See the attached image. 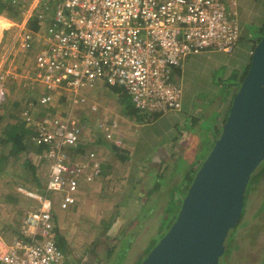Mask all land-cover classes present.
<instances>
[{"label": "built area", "instance_id": "1", "mask_svg": "<svg viewBox=\"0 0 264 264\" xmlns=\"http://www.w3.org/2000/svg\"><path fill=\"white\" fill-rule=\"evenodd\" d=\"M4 1L20 14L11 21L18 50L35 49L34 76L41 89L37 98L23 101L20 116L31 142L43 146L38 156L47 175L42 192H26L39 206L24 217L20 235L8 244L0 233V264H59L63 255L53 232L51 193L67 208L80 182H93L101 174V163L91 151L76 153L83 142L74 111L98 110L87 95L98 85L121 87L140 113L181 110L182 91L170 79L172 69L188 55L234 49L241 30L237 1ZM34 19L37 31L29 27ZM5 93L0 84V104ZM63 101L67 111L38 114L37 105ZM99 130L113 140L106 121L99 122Z\"/></svg>", "mask_w": 264, "mask_h": 264}, {"label": "rangeland", "instance_id": "2", "mask_svg": "<svg viewBox=\"0 0 264 264\" xmlns=\"http://www.w3.org/2000/svg\"><path fill=\"white\" fill-rule=\"evenodd\" d=\"M236 1L238 22L241 27V40L237 49L230 52L204 50L197 54L188 55L187 62L182 65L181 77L175 78L171 73L170 79L180 84L185 98L188 100L193 99L191 106H184L182 108L183 114L175 121L168 117L169 113L167 115L162 113L155 121L145 125L142 124L133 130L135 133L128 143L132 144L137 153L134 160L144 167L143 174L151 169L154 164L153 158L157 159L156 156L160 155L165 158L166 155H171L172 159L168 160L171 163L168 166L167 177L165 176V170V172H160L162 177H157L152 171L148 178L144 179L145 176L140 177L139 181L141 183L139 188L137 187L138 190H136L135 184L133 185L134 188L130 186L128 187L129 190H126V193L129 191L130 194L137 195L149 190L142 199L144 204L146 202V206L138 213L132 211V213H135L133 214L132 225H135L136 221L138 225L131 228L130 224H126L128 230H131L128 232L124 229L122 232L125 233L118 235V247L109 264H140L143 261L150 250L167 232L166 230L170 228L178 214L182 199L186 194L185 185L183 184L186 181L183 180L185 173L190 172L193 179L202 161L210 151L211 140L213 141L217 134L213 131L212 120L206 117V111L209 106L225 99L227 96L232 102L231 100L241 84L239 78L247 68V64H250L247 52L253 50L257 43L259 29L264 26V0ZM0 15L5 17L4 13ZM6 20L9 24L6 23L3 17H0V38L3 29L0 40V84L6 92L5 99L0 104V139L4 136V130L8 125L14 124L17 120L13 118V115L14 117L17 116V111L22 108L23 101L28 98H37L41 89L40 83L34 76L33 54L35 49L18 50L14 37L16 26L11 24L12 20L7 16ZM6 72H9L10 75H5ZM11 74H13V77H11ZM87 95H90V93ZM95 102L98 106L96 112L89 111L87 107H80L77 111H74L81 126V137L84 138V141L90 143L91 138L96 136L94 133L99 131V122L103 120L104 116L111 114L112 117L114 115L118 117L122 115L118 106L120 103L118 95L109 90L103 91L100 96L98 95ZM36 108L38 114L42 112L53 114L63 113L69 107L67 102L63 101L53 102L46 107L37 105ZM229 108L225 117L228 115ZM216 115L211 114L213 120L216 119ZM191 118L195 121L194 127ZM196 125L201 128L196 129ZM211 132H213L212 137L209 136ZM180 133H191L186 139V142L189 143L187 148L178 145V140L181 138ZM206 134L207 137H205ZM176 137L177 140H175ZM158 140L159 144L156 142ZM91 149L98 160H100V155L106 157L107 160L108 158L113 157V160L115 158L114 155L108 152L109 147L102 150L98 148ZM8 151L9 146H3L0 143V154L2 152L8 153ZM180 155L183 158H179ZM26 160L34 162L37 169L32 171L29 167H26ZM116 161L118 160H115L113 164ZM118 163L119 167L116 172H122L118 182L122 183L123 181L124 183V173L126 174L130 170L126 162L119 161ZM178 163L179 165L176 166ZM263 167L264 160L252 172V178ZM46 175V165L35 153L11 155L4 162H0V229H4V232L0 233L3 237L9 236L11 232L8 230L17 228L20 220L28 212L35 211L38 207L36 201L26 199L28 196L24 193L23 189L25 188L23 186L27 188L38 186V191H41V185L45 181ZM250 185L251 182L246 187V199L242 214L239 220L228 229L229 232L224 242L225 245H228L227 251L230 253V264H264V175L260 176L251 185V188ZM51 195L56 197L57 193L52 192ZM106 195L108 196L109 192ZM147 198H149V201ZM8 224L15 226H10V228ZM104 225L105 229L103 226L95 228L92 232L99 234L109 231L107 221L104 222ZM131 234H135L136 237L130 243ZM230 235H232L231 238ZM109 242L111 243V240ZM79 246V253H83L90 248L88 241L85 239ZM64 260L63 264H72L73 262L70 257Z\"/></svg>", "mask_w": 264, "mask_h": 264}, {"label": "water", "instance_id": "3", "mask_svg": "<svg viewBox=\"0 0 264 264\" xmlns=\"http://www.w3.org/2000/svg\"><path fill=\"white\" fill-rule=\"evenodd\" d=\"M263 160L264 33L174 222L140 264H218L228 229L242 214L250 176Z\"/></svg>", "mask_w": 264, "mask_h": 264}, {"label": "crops", "instance_id": "4", "mask_svg": "<svg viewBox=\"0 0 264 264\" xmlns=\"http://www.w3.org/2000/svg\"><path fill=\"white\" fill-rule=\"evenodd\" d=\"M0 17H3L6 23L9 24L8 20H6V16L4 17L0 15ZM2 35H3V29L1 30V38ZM240 40H241V34L239 41L237 45L234 47V49H237ZM251 51L252 49L247 52L249 62L251 60ZM186 62H187V57L182 61L180 68L178 66V68L172 69V74L174 75L175 78H177L178 76L181 77L183 71L182 65H184ZM106 90H109L112 93H114L111 90V88L106 85H98L94 90H91L87 93H90L89 97H91V101L95 102L97 101V96L98 95L100 96L101 93ZM181 99H182L181 110L169 111L163 113V115H167L169 113L168 117H170V119H172L173 121L177 120L179 116L183 114L182 108L186 105L191 106V101L193 100L191 98L190 100H188L187 98L184 97L183 94L181 96ZM230 103H231L230 98L227 96L225 99L217 101L212 106H209V108L207 109L206 117L212 120V127L215 133L217 129H219L222 126L223 120L226 116V112L229 108ZM118 106L121 109L122 115H119L118 117L114 115L112 117L110 114L108 116H104L103 120H101V121H106L107 128L109 127V130H112L114 132L113 140L106 139L104 135L105 134L104 131L99 130L96 133H94V135L96 136L94 138H91L90 140L91 143L84 141V138H82L83 144L81 145L80 149L76 151V153L77 152L80 153V152L91 151L92 150L91 148H93V150H95L96 148L102 150L103 148L109 147L110 150L108 149L109 150L108 152H110L111 155H114L115 157L114 160L113 157L108 158L107 160L106 157H102L100 155L101 153L98 154L100 155L99 161L101 163V174L97 178H95L93 182L90 183H87L82 180L80 182L77 194L73 196V201L70 203V205L67 208L62 209L59 205L60 203L59 200H57V197L51 195V197L54 200L52 206V218L54 221L53 232L57 245L58 243L61 245L59 249L63 255L62 260L59 264H63L65 261L64 259H67L68 257L72 258L73 260L72 264H109L112 257L115 256L116 248L118 247L117 246V242L119 240L118 235L124 234L125 232H122V230L124 229L125 231L128 232L131 230V229L128 230V227L126 225L127 223L130 224L129 226L131 228L135 227V225L138 224L136 221L135 225H132L133 214H135L132 213V211L138 213L139 211L143 210V208L146 206V202L144 204L142 202V199L145 196L144 194H146L147 191L149 190H145L143 191V193H139V195L134 193L130 194L129 191H127L126 193V190H129L128 187L130 186L134 188L133 187L134 184L136 185V190H138L139 184L141 183L139 181L140 177L145 176L144 179H146L148 178V176H150V173L152 171H154V174H156L157 177L159 176L162 177L160 172L165 170L166 171L165 176L167 177L168 174L167 170L169 169L168 166L171 163V161L168 160L172 159L171 155H166L165 158L160 155L156 156L157 159L153 158L154 164L151 166V169L146 174H143L144 167H142L140 163H137L134 160V156L137 153L134 147H132V144L128 143V141H130L133 138V134L135 133L133 131L134 129L141 126L142 124L145 125L147 123L142 122L140 124L136 122L134 117H131L130 114L129 115L126 114L125 108L121 105V103H119ZM20 111L17 112L18 120L20 122H23L20 116ZM212 113L217 114L215 120H213L211 117ZM13 118L16 117H14L13 115ZM113 121L116 122V126L112 128L111 123ZM191 121L193 123L192 126L194 127L195 121L192 118ZM24 127L27 128L25 124ZM195 127L196 129L201 128L200 126L197 125ZM180 134H181V138L178 140L179 142L178 145L187 148L189 143L186 142V139H188V135H190L191 133H180ZM212 134L213 132H211L209 136L212 137ZM205 137H207V134L205 135ZM175 140H177V137L175 138ZM116 142H118L119 144ZM156 142L158 143L159 140ZM161 151L163 152V150ZM22 153L26 154V152H22ZM29 153L34 154V152L32 151H30ZM94 158H96L95 155ZM179 158H183V157H181L180 155ZM115 160L118 161H116L117 163L115 162V164H113ZM119 161L126 162L130 170L126 174L124 173V177H123L125 178L124 183L123 181L122 183L118 182V179L120 178V174L122 173L121 171L119 173L116 172L117 168L119 167V163H118ZM167 161L168 163H166ZM33 163L34 162H30L31 167H33V169H31V167L29 168L32 171L37 169L36 164ZM178 165L179 163L176 164V166ZM180 180L181 178L179 179V181ZM43 187H44V182L41 185V189H42L41 191H38L39 190L38 186L36 187L33 186L31 188H27L23 186V188H25L23 190L25 194L27 191L42 192ZM107 192H109L108 195L109 197L106 195ZM27 196L28 198L26 199H28L29 201L33 199L32 201L34 202L36 201L37 205L39 206V201L37 199L29 195ZM147 200L149 201V198H147ZM24 217L22 218V220H20V224L17 228H12L13 230H8L11 232L9 236L5 238L3 237L6 243L8 244L11 243L12 239L15 237V235L12 234V232L21 231ZM106 221L109 231L107 230L106 232L104 233L102 232L99 234L92 232L95 228H99V227L101 228L103 226L105 229L104 222ZM8 225L9 227L15 226L10 224ZM0 232H4V229L3 230L0 229ZM135 237H136L135 234H131L130 243L135 239ZM84 239L88 241L90 248L89 250H85V252L83 253H79L78 252V250L80 249L79 244ZM109 240H111V243L109 242Z\"/></svg>", "mask_w": 264, "mask_h": 264}, {"label": "trees", "instance_id": "5", "mask_svg": "<svg viewBox=\"0 0 264 264\" xmlns=\"http://www.w3.org/2000/svg\"><path fill=\"white\" fill-rule=\"evenodd\" d=\"M2 13H4L5 16H7L12 21H18L20 19L19 11L16 10L11 5H9L4 0H0V14H2ZM29 27L33 31H37L39 29L38 21H36L35 19L32 20L29 24ZM263 33H264V26L260 27V29H259V35H258L257 42L260 40ZM248 67H249V64L247 65V68L245 69L244 73L241 74V76L239 78V83L242 81L244 75L246 74ZM110 88L114 93H116L118 95V98L120 100L121 105L125 108L126 114L127 115L130 114L131 117H134L136 122H138V123H142V122L143 123H149V122L154 121L159 116V113H140V112H138L134 108V106L130 102L127 94L125 93V91L121 87L110 86ZM230 106H231V103H230L229 107ZM18 111H20V109ZM15 117L17 119L16 122L14 124L8 125V127L4 130V134H3L4 136L0 139V143L3 144V146H9L8 153L2 152L0 154V162H4L11 155L17 156L18 154H20L22 152L28 153L30 151H32L38 155L43 150V146H35L31 142V140H30L31 131L28 128L24 127V123L20 122L18 120V116H15ZM225 119H226V117L224 118L223 123H224ZM220 131H221V127L219 129H217V131L215 133V134H217V136L215 137L214 140H216L218 138ZM214 140L211 143V147L214 144ZM25 165L30 168L31 167L30 161L26 160ZM31 169H33V167H31ZM262 175H264V167L259 172L254 174V176H253L254 178H252V176L250 177L249 180L251 182V185L253 183H255L260 178V176H262ZM191 176L192 175H190V172H186L184 175L183 180H186L183 183L185 185V191H187L189 183L192 180ZM251 185H250V188H251ZM250 188H249V190H250ZM173 192H174V190H173ZM12 234H14L15 236H19L20 232L15 231V232H12ZM58 247H61V245L59 243H58Z\"/></svg>", "mask_w": 264, "mask_h": 264}, {"label": "flooded vegetation", "instance_id": "6", "mask_svg": "<svg viewBox=\"0 0 264 264\" xmlns=\"http://www.w3.org/2000/svg\"><path fill=\"white\" fill-rule=\"evenodd\" d=\"M231 236L232 235H230V238H231ZM227 247H228V245L226 244L223 253L218 257V264H230V253H228Z\"/></svg>", "mask_w": 264, "mask_h": 264}]
</instances>
